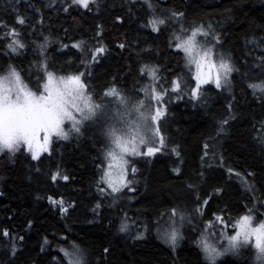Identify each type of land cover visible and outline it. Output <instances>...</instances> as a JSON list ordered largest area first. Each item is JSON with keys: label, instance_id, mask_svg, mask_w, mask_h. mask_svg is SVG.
I'll return each mask as SVG.
<instances>
[{"label": "trees", "instance_id": "obj_1", "mask_svg": "<svg viewBox=\"0 0 264 264\" xmlns=\"http://www.w3.org/2000/svg\"><path fill=\"white\" fill-rule=\"evenodd\" d=\"M99 2L101 8L98 13L93 6L92 12L81 9L83 15L76 11L68 15L62 10L66 0H0V19L14 23L15 13L10 7L14 4L19 13L29 19L30 25L35 26L34 34L32 27L23 31L22 39L29 48L22 50L21 55L5 56V49L0 44V75L6 72L9 64H13L21 72L25 83L35 90L38 69L34 57L38 58V52L34 40L42 43L43 36L51 38L47 49L49 70L64 75L66 71H61V68L68 56L58 51V41L71 43L73 39H85L89 44H95L92 37L96 25L102 24L103 42L110 51L102 57L101 63L91 69L94 73L91 83L96 90H102L116 76L119 85L131 93L134 86L138 88L139 83L147 82L148 78L144 77L137 83L139 68L144 64L149 67L159 65V75L167 78L169 86L177 76L194 86L192 70L185 64L184 54H177L174 48L169 47V38L173 32L179 33L180 25L170 22L161 33H153L150 28L140 26L151 15H167L170 10L184 11L187 14L186 24L192 21L211 22L223 34L222 51L231 53L242 71L254 72L253 62L264 55L260 48L246 46V37L253 34L264 36V0H151L155 6L154 13L148 10L143 0L135 4L132 0ZM129 8L132 9L131 15ZM116 16H123L125 23L114 24ZM0 36H3V30H0ZM125 40L127 49L121 51L116 48L117 42ZM71 51L74 53L76 50ZM40 74L43 75L42 70ZM204 87L207 92L203 105L194 107L187 96L182 100H176L175 96L171 98L164 124L169 150L157 153L155 157L136 158L134 166L139 169L137 176L140 178L136 191L131 193L125 189L115 207H109L111 198L105 199L99 215L94 216L92 212L101 198L95 187L99 145L94 142L91 129L79 138L73 136L69 141H57L52 155L43 154L41 161H31L23 149L14 158L8 154L0 155V193H3L0 195V233L8 228L14 236L24 237L23 241L16 242L19 252L15 264H53L62 236H67L69 241L74 239L85 249L90 254L88 259L91 264H205L194 242L195 236L185 238L176 250H172L158 239L152 228L157 223L156 218H161L171 207L177 204L184 206V182L189 177H197L201 170L203 144L209 137L216 136L219 122L230 115L236 118L229 120L226 131L215 142L216 159L208 158L213 169H207L205 165V170L213 179L219 178L220 184L228 180V167L241 175H233L224 195L210 202V207L205 209L207 215L200 222L212 219L214 211L226 206L228 211L223 214L235 219L254 205L258 209L255 220L264 222V207L257 205L253 199V196L258 197L264 204V152L254 141L256 133L252 130L254 118H264V103L253 97L238 73H233L231 93L227 89L217 90L214 85ZM230 103L233 105L231 114L228 110ZM172 146H178L182 164L170 153ZM221 156L224 167H218ZM176 165L181 167L182 177L172 172ZM58 166L71 177L69 181H51L49 174L55 172ZM249 172L255 174L248 178L255 187L254 193L246 192L243 184ZM204 190L211 193L212 187L204 186ZM49 196L57 201L63 197L66 201L75 202V209L70 208L69 213L62 216L58 207L49 202ZM130 196L131 201H128ZM194 207L193 203H188L189 209ZM125 211L129 217L141 216L149 225L142 239H134L135 232L141 227L132 229L129 234L117 231ZM45 237L50 244L42 252ZM105 247L110 249L106 257L103 253ZM0 249V264H7L10 258L9 241L2 235ZM253 255V251L245 250L239 257L227 256L222 260L223 264H254Z\"/></svg>", "mask_w": 264, "mask_h": 264}, {"label": "snow or ice", "instance_id": "obj_2", "mask_svg": "<svg viewBox=\"0 0 264 264\" xmlns=\"http://www.w3.org/2000/svg\"><path fill=\"white\" fill-rule=\"evenodd\" d=\"M138 0H132L137 3ZM148 10L155 12V6L151 0H143ZM52 6V5H50ZM98 13L101 8L99 0H70L62 7L65 14L71 15L72 11L83 15L80 10ZM12 13H15L14 23L6 19H0V44L4 47V55L11 58L19 56L22 50H27L29 45L22 39L26 27H32L33 34L35 26L30 25L29 19L21 15L18 8L10 5ZM34 11H39L35 10ZM132 14V9H128ZM75 20L76 17H73ZM187 14L184 11L170 10L167 15H151L146 23H141V28H150L153 33H161L171 22L180 25L179 33L173 32L169 38V47L174 48L176 53L182 52L186 66L191 70L195 67V74L192 80L195 85L191 86L189 81L183 80L180 76L171 80L170 86L166 77L159 75V65L147 64L139 68L137 83L147 77V82L139 83V87L130 93L119 85L118 78L103 86L102 90H96L91 79L94 73L91 71L101 63L110 49L104 41V26L96 25L95 35L92 37L95 44H89L85 39L72 40L71 43L58 41V51L68 59L62 65L61 71L64 75H57L56 71H50L47 49L51 42L49 36H43V42L33 41L38 58L34 57L36 74L35 90L25 83L21 72L9 64L6 72L0 75V155L8 154L14 158L17 153H27L31 161H41L43 154L49 156L54 151V144L57 141H69L73 136L79 138L91 129L93 139L98 147L96 157V169L98 178L95 180V187L100 200L92 208L94 216L99 215V210L104 206L103 201L111 198L109 207H115L125 189L135 192L137 183L136 174L139 169L134 166L136 158L155 157L157 153L169 150L168 140L164 133L168 105L171 98L182 100L185 96L193 106L206 103L205 85H214L217 90L227 89L230 93L233 87V73L241 75L247 89L252 91L255 99L264 103V55L258 56L253 62V71H242L237 67L231 53H225L223 48V34L217 31L211 23L192 21L186 24ZM40 23H43L41 15ZM125 23L123 16H116L114 24ZM67 35V29H65ZM203 37V40L198 39ZM253 45L264 52V36L253 34L246 37V46ZM127 41L117 42L116 48L123 51L127 49ZM75 49L73 53L71 50ZM150 51V49H149ZM78 62V63H77ZM248 63L247 59L244 61ZM81 68L83 70H81ZM43 72V75L40 72ZM255 81V82H253ZM259 93V95H258ZM233 99L235 97L233 96ZM229 113L233 112V105H228ZM234 115L222 119L215 137L203 144V155L201 156V170L197 177H189L184 182V206L179 204L171 207L170 210L161 215L168 216L169 226L159 227L157 221V232L160 238L173 250L176 249L179 241L183 239L181 229L185 223L192 224L199 217L201 220L207 215L205 209L210 207V202L217 197H222L225 189L231 182L233 175L239 177L241 174L228 167V180L224 184L219 183V178L213 179L206 174L207 169H213L208 163V158L216 159L214 145L217 138L226 131V125ZM70 124V127H67ZM252 130L255 131L253 139L257 146L264 152V118L252 123ZM170 153L174 154L182 164L181 152L178 146H172ZM218 167H224L223 157L219 159ZM39 172L40 168H36ZM177 177H182L183 172L179 165L172 168ZM50 179L56 183L60 180L69 181L71 177L57 167L51 172ZM254 173H247L243 181L246 192H255V187L249 182ZM204 186H211L212 192L206 193ZM3 195V193H0ZM194 197V199H193ZM39 198V197H38ZM256 204L260 198L253 196ZM51 204L58 207L62 216L69 213V209H75V202L66 201L63 197L57 201L49 196ZM195 205L189 209L188 203ZM247 208V205H245ZM257 207L247 208V213L233 219L232 216H225L228 211L218 209L212 213V219L204 223V230L196 241L205 264H223L222 258L227 256L239 257L245 250H254V259L257 264H264V222L254 225ZM112 222L110 221V224ZM136 226V220L123 212L120 223L117 227L119 233L129 234ZM31 227V221H29ZM220 228L216 242L210 240L215 229ZM144 231H137L134 239H142L148 226H143ZM232 229L230 233L228 230ZM2 237L9 241L8 253L10 258L7 264H15V257L18 255L17 240L23 241V236H14L8 228H4ZM58 245V255L53 257V264H91L85 249L73 239L69 241L67 236H62ZM226 241V243L224 242ZM50 242L44 238L41 251H45ZM67 245V246H65ZM110 249L105 247V257Z\"/></svg>", "mask_w": 264, "mask_h": 264}, {"label": "rangeland", "instance_id": "obj_3", "mask_svg": "<svg viewBox=\"0 0 264 264\" xmlns=\"http://www.w3.org/2000/svg\"><path fill=\"white\" fill-rule=\"evenodd\" d=\"M198 39H200V40H203V37H199ZM191 70H192V76L195 74V67L194 66H192V68H191ZM4 74V73H3ZM194 81V80H193ZM194 85H195V81H194ZM136 180H137V183H136V185H135V187L136 186H138L139 184H140V178H139V176H137V174H136ZM132 193V192H131ZM131 196L130 197H128V201H131ZM244 214H246V213H244ZM244 214H242V215H244ZM242 215H240V216H242ZM239 217V216H238ZM238 217H236V218H238ZM133 219H135L136 220V226H134L132 229H136V227H141V230L140 231H144V228H143V226L144 225H147L148 227H149V225L146 223V222H144L143 221V219H142V217L141 216H139V215H136V216H134V217H132ZM159 220V227H161V228H167L168 226H169V220H168V216H164L162 219L161 218H156V221H158ZM206 221H204V222H200V218L199 217H197L194 221H193V223L192 224H188V223H185V225H184V227L181 229V232H182V235H183V239H181L180 241H179V243H178V245H177V247H176V249L180 246V243L185 239V238H191V237H194L195 236V244H196V241L200 238V233H201V231H203L204 230V223H205ZM260 222H263L262 220H258V221H256V220H254V225H258ZM142 223V224H141ZM157 227H158V225H157V223L155 224V226L152 228V230L154 231V233L157 235V237H158V239L163 243V244H165L166 246H168V247H170L171 249H172V247L170 246V245H168V244H166L161 238H160V236L158 235V232H157ZM132 231V230H131ZM230 233L233 231L231 228L228 230ZM137 232V231H136ZM135 232V233H136ZM219 232H220V228L218 227L217 229H215V231H214V233L210 236V240L212 241V242H216L217 241V238H218V234H219ZM144 234H145V232H144ZM135 235L136 234H134V237H135ZM225 243H226V241H224ZM175 249V250H176ZM173 250V249H172ZM253 251V253H254V250H252ZM0 258H1V249H0ZM253 262H254V264H257V262L255 261V259H254V255H253Z\"/></svg>", "mask_w": 264, "mask_h": 264}]
</instances>
